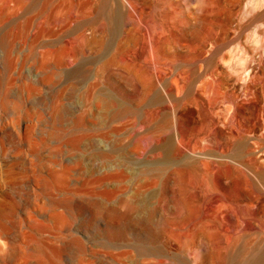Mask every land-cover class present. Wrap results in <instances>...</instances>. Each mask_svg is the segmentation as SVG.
<instances>
[{
  "label": "bare ground",
  "instance_id": "6f19581e",
  "mask_svg": "<svg viewBox=\"0 0 264 264\" xmlns=\"http://www.w3.org/2000/svg\"><path fill=\"white\" fill-rule=\"evenodd\" d=\"M191 1L178 17L162 19L160 31H148L155 56L147 76L130 56L139 36L130 13L141 15L146 0H48L55 9L67 3L76 24L80 12L95 8L97 15L77 25L74 41L51 51L55 69L33 80L35 94L12 92L8 72L0 78V264H63L65 247L49 246L48 234L81 214L87 222L99 220L97 243L114 250L119 264L129 257L136 264H264V93L257 86H264L262 67L255 52V61L238 58L233 73L218 61L236 41L240 51L244 28L259 15L234 24L231 32L221 11L213 15L210 0H200L196 9ZM35 2L0 0L6 70L18 33L14 26L2 29L17 6ZM135 20L144 25L142 16ZM79 59L78 75L51 96L49 109L41 89L54 81L56 70ZM45 61H38V71L46 69ZM67 89L76 94L70 108ZM90 120L95 129L80 134ZM34 130L57 150L76 149L84 136L96 139L94 165L79 185L71 176L82 160L55 163L56 153L35 155ZM82 191L91 202L74 213V197ZM209 197L249 211L244 228L211 253L190 235L194 209ZM73 240L81 251V238Z\"/></svg>",
  "mask_w": 264,
  "mask_h": 264
},
{
  "label": "rangeland",
  "instance_id": "374dc122",
  "mask_svg": "<svg viewBox=\"0 0 264 264\" xmlns=\"http://www.w3.org/2000/svg\"><path fill=\"white\" fill-rule=\"evenodd\" d=\"M61 2H63V0H59V3ZM210 2L213 15H216L217 12L221 11L222 14H224L225 21H227L226 28L228 30L230 29L229 31L231 32L234 31L235 25H246L249 20L254 17V15H259L257 21L248 24L244 28L243 35L241 36L242 40L240 39V51L237 49L238 42L236 41L221 51L218 61L220 63L224 61L229 62L230 64H226L224 62V65L228 67V70L230 69L229 71L231 73H233L231 66L238 58H240L243 62L255 61L256 59H259L262 67L259 75H261L263 79L264 0H210ZM189 3L192 5L193 9H196L200 5V0H193ZM145 5L146 8L142 7V11L140 9L141 15H138L136 11H132L130 13L131 21L139 32L136 44L131 47L130 56L132 54V57H135L134 59L137 66L139 68H143L142 70H145L146 75L149 76L148 70L152 68L150 66H153L155 56V43L154 41L149 40L148 31H160L162 19L167 18L168 16L178 17L181 11L185 9L187 2L186 0H146ZM20 6L15 8L14 11H17V9L20 10H18L17 13L14 12L10 16L2 29V31H4L11 29L14 26L16 27L18 34H15V40L11 46L12 66L9 70L5 69L6 67L4 66L5 61L3 58V52L0 48V78H9V87L12 92H23L25 95L31 96V94H35L32 89L33 80L42 77L46 78V76L51 74L52 70L55 69L53 67L52 58H54L56 52L52 53L51 51L60 50L64 47L66 40L71 39L70 41H74L77 25L82 22L83 19L95 17L97 15V11L93 8V10H86L84 14H81L82 12H80L77 14L78 20L76 21V24L73 22L76 16H74L73 11L69 9L67 3H62L58 9H55V6L51 5L50 2L48 3V0H36L33 5ZM62 15L64 16L62 17ZM136 15L138 17L142 16L144 21L143 26L138 25L137 23L134 24ZM49 23H51L50 26H47ZM215 24H217L216 18L212 21L210 31H212L214 26H216ZM51 25L52 28L50 29ZM49 50L51 53H49ZM254 52L257 54V57L254 58L255 60L252 58ZM43 58H46V69L38 71L36 66L38 65V61H43ZM81 62L82 61L79 59L71 64L62 66L59 70H56L58 74L56 73V75H54V81L41 89V95L47 96L45 98L48 100L50 98L48 103L50 104L49 109L54 105V101L51 96L64 89L68 78L72 79L78 75ZM134 83L138 86L137 82ZM181 85H183V82H181ZM198 85H200V83H198ZM257 86L261 93H264V86L260 83H258ZM72 93L73 91H70V89L66 90L67 96L65 98V103L68 108H70V104L73 100L72 97L76 95H71ZM31 103H40V99L31 98ZM86 125L84 131H81L80 134L84 132L86 134L90 132L89 130L95 129V125L91 120L89 122L86 121ZM67 131L68 125L67 127L64 126L63 132L65 133ZM33 133L34 135L32 137L36 141L35 146L38 147L36 148V153L34 152L35 155L37 153H39V155L42 153V155L48 157L50 153H56L57 157L55 156L52 158L55 163H58L59 161L72 162L81 159L82 166L80 170L72 172L71 183L73 185H79L81 179L87 177V172L92 168L95 161V158L90 155V152L95 148V144L97 142L96 139H89L84 136L76 149H72L70 146L64 145L61 149L57 150L55 142L47 141L45 138L40 137L38 130H34ZM34 161V165L37 166L38 160L35 159ZM83 192L84 191L79 194L80 196L78 195V197H74L75 200L72 203L74 213L80 212L79 207L82 203L87 204L91 202V200H88L84 194L85 192ZM54 194H56V192ZM57 194L60 195V193ZM60 196H62V194ZM201 204L204 206L198 208L196 206L194 209L195 216L193 221H191L192 226H190V235H192V237L194 236V243L197 247L201 248L202 246H205L211 253L217 251L219 247L223 246L227 242L228 237L234 235V230L238 231L244 228L245 222L243 218L246 213H249L248 209L245 208L248 206L243 205L237 207L221 200H214L211 197L203 198ZM261 204H263V201H261ZM198 206H200V203ZM260 207L261 206L257 207L255 205L256 210H260ZM186 224H188V222L184 225ZM109 225L110 222H108V226ZM101 227L102 226L99 225V220L87 222L82 218L81 214V216L79 215L76 218L71 220L69 219L68 221L66 220L63 223L58 224L54 228L55 230L52 231L53 236L48 234L50 238L49 246H53L55 248L60 246L65 247L63 249L65 253L63 264H78V260L81 258L83 260V264H119V261L116 260L114 258L115 256L112 254L116 253L114 250H109L97 243L98 237L103 233ZM195 231L196 233L193 234ZM76 237H80L83 241V248L81 251H79L77 244L73 240ZM32 239L31 243H38V241L34 240L35 238ZM180 257H186L185 254H181V250ZM120 261V264H136L132 257L122 258ZM166 264L170 263L167 262ZM197 264L205 263L198 262ZM212 264H223V262L215 260Z\"/></svg>",
  "mask_w": 264,
  "mask_h": 264
}]
</instances>
